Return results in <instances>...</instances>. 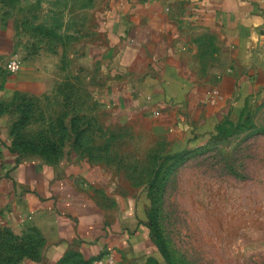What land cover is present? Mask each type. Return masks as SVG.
I'll use <instances>...</instances> for the list:
<instances>
[{
    "label": "crops",
    "instance_id": "obj_1",
    "mask_svg": "<svg viewBox=\"0 0 264 264\" xmlns=\"http://www.w3.org/2000/svg\"><path fill=\"white\" fill-rule=\"evenodd\" d=\"M30 7L19 2L0 22V63L26 51ZM93 12L104 15L79 41L98 52L97 62L106 58L115 77L105 91L109 124L139 117L174 153L203 143L224 119L238 121L250 99L264 101V0H110ZM38 63L32 57L15 74L0 72V100L48 92L50 73ZM65 153L53 163L25 154L4 175L6 222L18 235L32 229L44 240L39 260L18 264L124 256L151 241L134 198L113 194L112 183L84 171L75 149Z\"/></svg>",
    "mask_w": 264,
    "mask_h": 264
},
{
    "label": "rangeland",
    "instance_id": "obj_2",
    "mask_svg": "<svg viewBox=\"0 0 264 264\" xmlns=\"http://www.w3.org/2000/svg\"><path fill=\"white\" fill-rule=\"evenodd\" d=\"M19 2L31 4L24 21L30 38L25 52L0 63V72L15 74L33 57L48 68L50 81L41 95L17 91L0 100V233L13 231L1 184L16 165L8 148L15 123L24 119L21 138L64 135L59 160L75 149L84 171L112 183L113 194H130L137 220L150 223L153 242L143 240L124 256L113 250L116 264H264V101L250 99L238 121L224 119L203 143L167 155V142L139 117L108 123L105 91L115 77L79 35L104 15L93 9L110 0H0V22ZM12 58L19 59L18 70L9 67Z\"/></svg>",
    "mask_w": 264,
    "mask_h": 264
},
{
    "label": "trees",
    "instance_id": "obj_3",
    "mask_svg": "<svg viewBox=\"0 0 264 264\" xmlns=\"http://www.w3.org/2000/svg\"><path fill=\"white\" fill-rule=\"evenodd\" d=\"M234 123L232 120H228V122ZM26 124L24 119H20L15 123L16 135L10 141V146L8 151L12 154H16V163L20 162V158L23 154L28 153H36L42 155L48 162H56L63 155L62 147L65 142L64 135L54 140L53 138H43L48 139L46 141L35 140V139H24L20 137L19 129L24 127ZM223 123H221L218 127L219 130ZM66 131L67 128L61 125ZM73 131L75 130L76 138L75 144L80 139V130L77 129V124L72 123L71 125ZM181 151L170 153L167 155L174 156L179 154ZM166 155V154H165ZM164 155V157H165ZM150 227V223L148 222ZM152 228V227H151ZM150 228V230H151ZM34 231V232H33ZM29 230L24 232L23 235L15 234L12 230L8 228H3L0 233V264H18L22 260L29 258L33 260H39L41 258V246L43 245V238L39 236L35 230ZM153 238V234L151 233ZM106 253H102L98 255L96 258H92L90 260H79L77 264H91L97 258L104 256ZM62 264V262H61Z\"/></svg>",
    "mask_w": 264,
    "mask_h": 264
},
{
    "label": "built area",
    "instance_id": "obj_4",
    "mask_svg": "<svg viewBox=\"0 0 264 264\" xmlns=\"http://www.w3.org/2000/svg\"><path fill=\"white\" fill-rule=\"evenodd\" d=\"M11 70H18L20 68V61L18 58H12L9 63ZM93 264H116V256L114 253H106L104 256L94 260Z\"/></svg>",
    "mask_w": 264,
    "mask_h": 264
}]
</instances>
